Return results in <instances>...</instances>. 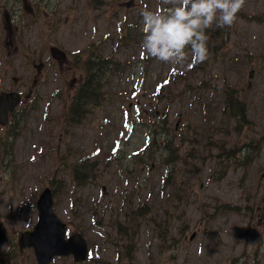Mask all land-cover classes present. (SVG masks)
I'll use <instances>...</instances> for the list:
<instances>
[{"label":"rangeland","instance_id":"obj_1","mask_svg":"<svg viewBox=\"0 0 264 264\" xmlns=\"http://www.w3.org/2000/svg\"><path fill=\"white\" fill-rule=\"evenodd\" d=\"M104 1L93 11L90 0H40L54 15L53 31L48 34L39 25L23 22L16 49L6 45L0 50L8 58L0 67V90L20 87L7 65L17 63L19 70L31 71L34 63L41 68L37 56L47 43L69 55L98 43L92 51L102 58L103 82L95 86L99 93L94 91L93 98L98 99L86 106L83 122L78 123L80 113L69 123L68 135L61 108L82 76L70 71L61 78L46 64L37 77V110L29 115L22 140L13 142L16 164L10 159L9 166L0 169V264H5L10 245L18 253L10 263L35 264L31 250L18 248L17 238L36 223L35 203L44 179L55 173L61 154L68 151V162L83 159L76 171L92 175L84 183H73L65 166L57 170L62 190L54 212L68 233L83 230L89 244L88 259L78 264H264V22L246 17H264V0H246L240 10L244 15H236L227 43L217 48L222 54L213 58L208 53L206 60L193 65L190 56L183 65H171L140 49V14L162 7L161 0ZM127 1L132 3L125 6ZM173 69H182L176 78L169 77ZM226 87L234 88L233 96L244 102L242 114L250 120L244 134L262 138L263 144L248 165L230 167L217 179L211 177L217 167L214 159L197 156L205 155L212 141L203 138L207 130L217 131L215 139L218 131L231 143L238 138L235 111H223ZM61 89L66 95L50 101ZM161 117H166L164 123ZM226 128L232 131L225 133ZM150 131L157 134L152 144ZM194 136L199 140L194 142ZM137 149L142 162L134 155ZM94 175L96 181H90ZM217 202L228 204H218L213 211ZM140 204L147 209L146 217L127 225L130 211ZM252 204L256 218L246 207ZM117 223L125 226L123 239ZM159 225L165 226L162 238L157 235ZM116 241L118 245L112 243ZM51 264L74 262L59 257Z\"/></svg>","mask_w":264,"mask_h":264},{"label":"clouds","instance_id":"obj_2","mask_svg":"<svg viewBox=\"0 0 264 264\" xmlns=\"http://www.w3.org/2000/svg\"><path fill=\"white\" fill-rule=\"evenodd\" d=\"M246 0H161L162 7L143 10L140 49L144 55L171 64L207 59L205 30L231 26ZM167 6V7H163Z\"/></svg>","mask_w":264,"mask_h":264},{"label":"water","instance_id":"obj_3","mask_svg":"<svg viewBox=\"0 0 264 264\" xmlns=\"http://www.w3.org/2000/svg\"><path fill=\"white\" fill-rule=\"evenodd\" d=\"M19 98L14 97L8 101L4 115L12 109ZM3 101V100H2ZM1 109V108H0ZM37 221L30 230L20 233L18 246L31 248L37 264H50L56 256L71 255L76 262L85 260L87 244L78 232L66 236V223L57 217L53 210V196L49 188L43 189L36 199Z\"/></svg>","mask_w":264,"mask_h":264},{"label":"trees","instance_id":"obj_4","mask_svg":"<svg viewBox=\"0 0 264 264\" xmlns=\"http://www.w3.org/2000/svg\"><path fill=\"white\" fill-rule=\"evenodd\" d=\"M90 4H91V7L94 8V7H97L100 4V2L98 0H90ZM237 15H243V13L239 11L237 13ZM258 18L262 19V16H258ZM217 30H219V29L216 27L215 24L211 28H208V29L205 30V32L207 33V36H208V40H207L208 50H209L210 46L214 47L212 43H214L216 41V39H217V37H216V35H217L216 31ZM221 30L223 32L224 30H226V28H222ZM213 35H215V36L212 37ZM101 64H102V59L94 60L92 62V64H91V66L88 65L87 68L83 67L84 71H85V75H84V78H83V84H85L86 86H96V85L103 84V82H101V78H100V71L102 70V65ZM84 66H86V65H84ZM90 91H91V88L86 90V93H85V96H84V99H83V104L84 105H86L87 103H91L92 102L91 97L88 98L89 94H87V92H90ZM233 92H234V88L226 87L224 89V91H223V97L225 99L224 100V106H225L224 109L226 111V110H228V108H230V110L232 109V112L235 111L233 115L235 116L236 120H238V123H240V125L241 124L247 125L249 122L244 118V116L242 114V106H243L244 102H243V100H239L238 97L233 96V94H232ZM98 93H99V90L97 91V94ZM158 99H159V97H158ZM71 112H72V108H71ZM165 119H166V117H162L160 119L161 123H164ZM235 128L238 130L239 129V124H236ZM185 130H187V128H185ZM155 138H156V135L153 133V137L151 138V141H150L151 144L154 143ZM255 142L257 144L256 148H255ZM244 144H245V146L247 148V154L250 153V152H256V153L258 152V142L256 140L252 141V139H247ZM153 153H154V149L151 146L150 158L153 156ZM60 162H62V161H60ZM78 162H83V159L82 158L79 159ZM70 169H71L70 176H71V178L73 179L74 182L77 181L79 183H84L86 180H89V176H92L91 172H90V174H88V171L86 170L85 173L81 174L82 176L79 177L78 176V172L76 171V165L71 167ZM55 173L52 176V178L47 180V183L50 184V187L53 189V191L55 193H59L60 190H58L57 188L59 186H62V182H61L60 179L56 178ZM53 182H55L54 187H52L53 186ZM145 211H147L146 207L144 208V206H142L141 204L137 207L136 210L130 211L131 212L132 221L128 222L127 225L128 224H134L135 221L139 217L142 218V219L145 218L146 217V216H144L146 214ZM73 213L76 216H78V213L75 210H73ZM152 225L156 226L157 225V221L154 220ZM117 226L119 228V238L120 239L125 238V236H126L125 235V226L122 225V224H119V223H117ZM164 227L165 226H161V225L158 226L157 235H158L159 238L163 237V229H164ZM80 231H82V230L80 229ZM1 235H2V232L0 231V236ZM15 249L12 247V245H10V247L7 249V251L5 253V259H6L5 264H19L17 262L10 263L11 259L17 260L18 253H16ZM162 250H164V248ZM130 264H133V262H131Z\"/></svg>","mask_w":264,"mask_h":264},{"label":"flooded vegetation","instance_id":"obj_5","mask_svg":"<svg viewBox=\"0 0 264 264\" xmlns=\"http://www.w3.org/2000/svg\"><path fill=\"white\" fill-rule=\"evenodd\" d=\"M20 13L19 17H26L25 7L20 5L19 0H15L10 2L8 0H0V20L2 22V29L4 30V38L6 43L14 44L15 39L17 38L16 31L18 30L17 26L12 27L10 24V17L12 14ZM34 15V12L31 16ZM47 18V17H44ZM49 18L54 19V15L50 13ZM52 25L50 23L49 28L51 29ZM47 53L46 58L43 60L44 54ZM82 54V53H81ZM82 56H85L82 55ZM37 60L42 62V67L40 69H36L37 64L33 63L34 68L32 69L33 73L30 77H32V86L23 83L21 85V90H18L21 96L23 97L22 103H20L16 109L8 114V123L5 125L7 127L9 123H12L15 118L19 115V110L23 109L26 112V99L29 96L32 87L37 81V77H39L44 69L46 64H50L52 68H56L59 76L64 78V74L70 71H78L77 69V59H75L72 55L62 48H60L57 44L47 43L44 52L37 56ZM56 64V65H55ZM62 70V71H61ZM10 91V90H9ZM16 112V113H15Z\"/></svg>","mask_w":264,"mask_h":264},{"label":"bare ground","instance_id":"obj_6","mask_svg":"<svg viewBox=\"0 0 264 264\" xmlns=\"http://www.w3.org/2000/svg\"><path fill=\"white\" fill-rule=\"evenodd\" d=\"M215 35H213L212 37H214ZM215 42H217V41H215ZM258 154L256 153V152H250V153H248V154H246L245 155V160H246V162H247V160H249L250 162L252 161V159L253 158H256V156H257ZM249 162V163H250Z\"/></svg>","mask_w":264,"mask_h":264}]
</instances>
